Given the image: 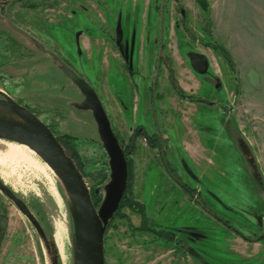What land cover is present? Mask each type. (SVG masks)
Listing matches in <instances>:
<instances>
[{"label": "rangeland", "instance_id": "rangeland-1", "mask_svg": "<svg viewBox=\"0 0 264 264\" xmlns=\"http://www.w3.org/2000/svg\"><path fill=\"white\" fill-rule=\"evenodd\" d=\"M8 14L11 26L0 13V91L21 105L43 96L68 100V115L55 132L73 137L63 147L96 209L109 181L108 157L92 113L77 107L83 96L61 61L86 79L105 110L121 107L125 122L138 123L125 130L112 117L122 145H130L138 126L147 134L156 123L163 129L173 174L160 150L137 137L131 189L145 218L126 205L119 209L104 234L105 264H200L188 249L208 264H264L235 255L228 246L234 234L214 218L251 237L264 229V0H17ZM160 51L183 92L211 105L179 97L163 62L156 80L159 98L151 100ZM193 53L207 60L202 75L189 64ZM131 105L138 111L132 114ZM54 117L38 115L45 124ZM28 156L29 163L15 169L20 181L3 182L37 220L44 216L52 242L54 219L64 218L66 264H73L65 195L52 171L35 154ZM178 183L196 189L202 204ZM0 264H50L31 223L1 193Z\"/></svg>", "mask_w": 264, "mask_h": 264}, {"label": "water", "instance_id": "water-1", "mask_svg": "<svg viewBox=\"0 0 264 264\" xmlns=\"http://www.w3.org/2000/svg\"><path fill=\"white\" fill-rule=\"evenodd\" d=\"M17 0H8V10ZM189 64L197 74L207 71L204 56L193 53ZM62 67L66 76L83 96L77 106L92 113L97 134L108 157L109 181L104 186V197L96 209L84 179L73 159L66 153L48 126L36 115L0 91V140L23 145L31 150L56 176L65 195L73 227V264H105L104 234L107 226L118 210L126 191L128 180L127 163L110 120L94 89L68 67ZM0 193L5 196L31 223L50 258V264H58V254L54 242L45 236L42 227L26 203L0 178ZM200 262L207 264L197 254Z\"/></svg>", "mask_w": 264, "mask_h": 264}, {"label": "trees", "instance_id": "trees-1", "mask_svg": "<svg viewBox=\"0 0 264 264\" xmlns=\"http://www.w3.org/2000/svg\"><path fill=\"white\" fill-rule=\"evenodd\" d=\"M6 1L4 2H0V13L3 14L4 12V7L6 6ZM182 23H183V27H184V30L185 32L187 33L188 30L185 26V18L183 17L182 18ZM210 26V16H209V13H208V17H207V29L209 28ZM213 47L217 50H219L222 55L229 61H230V57L228 55V53L219 45H213ZM165 60V65H166V68L168 70V76H169V82L172 86V89L176 92V94L181 97L182 99L184 100H187L189 102H193V103H207V100L205 99H202V98H199V97H195L193 95H188L186 94L185 92H183V90L179 87V85L177 84L176 82V77H175V72L174 70L171 68V65L172 63L170 62V60L168 58H164ZM61 64L64 66V67H68L66 64H64L62 61H61ZM32 103L31 104H26V105H23L25 108H27L29 111H31L34 115H36L38 117V115L42 112H53L55 117L52 118V124H46L48 126V128H50V130L52 131L53 135L55 136V138L57 139V141H59L62 146H65L66 142L69 141V140H72L73 137L67 135V134H61V135H57V133L55 132V128H56V125L64 120L67 115H68V110H67V102L68 100H65L61 97H36L34 99H32ZM144 137L147 145L150 147V148H158L160 150V154H161V157L162 155L165 157L164 159V163H165V166H166V169H167V172L172 176L173 174V170L170 169V164L169 162L166 160V143L164 142V146L163 148L159 147L158 144H154L153 142V139L151 137H149L146 133L142 132L140 133L139 132V129H135L134 131V134H133V137L131 138L130 140V145L129 146H122L121 145V148H122V151H123V154H124V157H125V160H126V163H127V168H128V180H127V187H126V191L120 201V204H119V207H118V210L115 212L112 220L110 221L109 225L107 226V229L109 228L110 224L112 223L114 217L116 216V214L118 213L119 209L122 208V206L126 205L127 207L131 208L132 210H136L137 212H139L143 218H145V211H144V206L137 203V201L134 200L133 198V194H132V189H131V184H132V176H133V169H132V159L130 158V155L131 153L133 152V149H134V144H135V139L137 137ZM179 184V183H178ZM183 189H185L188 193H189V196L190 198L196 203V204H199L201 205L202 203H199L198 202V192L196 189H191L189 188L188 186L184 185V184H179ZM129 194V195H128ZM101 202V201H100ZM99 205V203H98ZM97 206V205H96ZM39 218V223L42 227V230L45 234V236L47 237V239L49 241H52V232H51V228L48 224V222L46 221V219L44 218L43 215H41ZM70 227H71V231L73 232V227H72V223L70 221ZM161 233H164L163 231H160ZM166 235V240L168 241H174L175 238H173L172 236L168 235V234H165ZM164 238V237H162ZM250 241H257V238L256 239H253V240H250ZM202 263V262H201ZM203 264V263H202Z\"/></svg>", "mask_w": 264, "mask_h": 264}, {"label": "bare ground", "instance_id": "bare-ground-1", "mask_svg": "<svg viewBox=\"0 0 264 264\" xmlns=\"http://www.w3.org/2000/svg\"><path fill=\"white\" fill-rule=\"evenodd\" d=\"M29 154L34 153L23 145L0 140V178L5 183H8V181L18 183L20 178L16 175L15 169L23 164L29 163ZM53 224L54 244L58 258L59 260L62 259L64 264H66L65 246L63 243V235L65 233L64 218L61 216L55 217Z\"/></svg>", "mask_w": 264, "mask_h": 264}, {"label": "flooded vegetation", "instance_id": "flooded-vegetation-1", "mask_svg": "<svg viewBox=\"0 0 264 264\" xmlns=\"http://www.w3.org/2000/svg\"><path fill=\"white\" fill-rule=\"evenodd\" d=\"M4 1H6V0H2V1H0V2H4ZM8 1V0H7ZM7 3V2H6ZM7 5V4H6ZM4 8H6V6L4 7ZM3 13H5L6 14V9H4V12ZM181 13L183 14L184 12H183V10H181ZM2 14V13H1ZM9 15V14H8ZM5 16V15H4ZM3 16V17H4ZM184 16H182V18H183ZM5 20H6V24L8 25V26H11V23H10V21H8L7 19H6V17H5ZM11 28V27H10ZM20 31V32H19ZM18 31V33L20 34V35H23V36H25V37H27V34H26V32H22L21 30H19ZM31 41V40H30ZM161 41L162 40H160V43H161ZM32 42V41H31ZM160 48L161 49H163V45L162 44H160ZM164 58H167L161 51L160 52H158L157 53V56H156V74H155V76H154V78L152 79V83H150L149 84V91H150V93L152 94L151 95V100H153L154 98H159V95L157 94V88H158V85H157V77H158V73L160 72V69H161V63L163 62L164 64H165V60H164ZM169 59V58H168ZM166 66V65H165ZM166 70H167V68H166ZM167 74H168V70H167ZM80 76V75H79ZM81 77V76H80ZM83 78V77H82ZM84 79V78H83ZM85 81H86V79H84ZM167 80H169V76L167 77ZM173 90V89H172ZM174 91V90H173ZM175 92V91H174ZM193 103V102H192ZM198 103V102H197ZM205 104H207V105H211L212 103H210V102H208L207 101V103H205ZM138 129H139V132L140 133H142V132H144V133H146L147 134V132L145 131V129H144V127L143 126H138L137 127ZM136 128V129H137ZM163 128H164V126H163ZM163 130V129H162ZM162 130L159 128V126H158V124L156 123V126H155V131L154 132H152V133H150V134H147L149 137H151L152 139H153V142H154V144H158V146L159 147H161V148H163V146H164V140H163V135H162ZM135 131V130H134ZM115 134V133H114ZM116 135V134H115ZM116 137H117V139H118V141H119V144H120V146L122 145V142L120 141V139H119V137H118V135H116ZM135 141H136V139H135ZM164 141V142H163ZM59 142V141H58ZM60 143V142H59ZM61 144V143H60ZM62 145V144H61ZM123 146V145H122ZM64 148V147H63ZM154 149V148H153ZM164 159H165V157L162 155V160H163V162H164ZM165 164V163H164ZM179 185V184H178ZM180 186V185H179ZM181 187V186H180ZM182 188V187H181ZM183 189V188H182ZM188 195H189V193L185 190V189H183ZM15 193V192H14ZM16 195V194H15ZM17 196V195H16ZM19 197V196H18ZM190 197V196H189ZM221 225H223L224 227H226L227 229H229L235 236H238L239 238H241L242 240H244L245 242H248V243H262V244H264V229H262L261 231H260V234L259 235H256V236H254V237H251V236H247V235H244V234H242V233H240L238 230H236V229H234L227 221H224V220H221V219H218V218H216V217H214ZM257 238V241H250V240H253V239H256ZM189 251H190V255H192L193 256V254H194V252H193V250H190V249H188ZM200 264H202L195 256H193ZM208 264V263H207Z\"/></svg>", "mask_w": 264, "mask_h": 264}, {"label": "crops", "instance_id": "crops-1", "mask_svg": "<svg viewBox=\"0 0 264 264\" xmlns=\"http://www.w3.org/2000/svg\"><path fill=\"white\" fill-rule=\"evenodd\" d=\"M141 83H143L144 85L147 84L149 82V80H140ZM177 83L180 85L181 89H185L183 87V84L178 82L177 80ZM97 94V93H96ZM98 97H99V94H98ZM132 98V97H131ZM135 106V105H134ZM133 105H131L132 107V114L134 112H137V108H135ZM130 107V108H131ZM106 114H108L107 116H109L108 118L112 119V117L116 118L118 117L120 119L117 120V122L121 125L122 123H124V129L125 130H129L130 129V126L134 125V124H138V123H128V122H125L124 120V117L122 114H124V112L122 111V108L121 107H113L111 105H108L107 108H106ZM125 111H127V108L125 109ZM163 113H166L163 112ZM195 117L199 118V116H201L200 112L197 113L195 112ZM109 119V120H110ZM195 121L197 122V119H195ZM211 122V120H209ZM112 125L111 127L113 128L114 127V130L116 131V125L114 124V121L112 119V121L110 122ZM195 125V124H194ZM197 125V123H196ZM195 125V127H196ZM117 134V133H116ZM228 246H230L232 249H233V252L235 253V251L237 252V255L238 257H240L241 259H258L260 260L261 262H264V244L262 243H248V242H245L244 240H242L241 238H239L238 236H233V237H230L229 238V243H228Z\"/></svg>", "mask_w": 264, "mask_h": 264}]
</instances>
